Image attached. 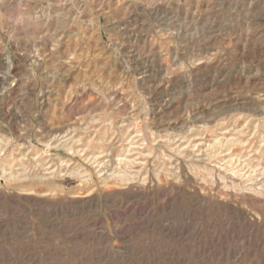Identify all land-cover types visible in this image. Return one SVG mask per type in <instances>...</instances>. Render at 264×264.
Here are the masks:
<instances>
[{"label":"rangeland","instance_id":"1","mask_svg":"<svg viewBox=\"0 0 264 264\" xmlns=\"http://www.w3.org/2000/svg\"><path fill=\"white\" fill-rule=\"evenodd\" d=\"M0 264H264V0H0Z\"/></svg>","mask_w":264,"mask_h":264},{"label":"bare ground","instance_id":"2","mask_svg":"<svg viewBox=\"0 0 264 264\" xmlns=\"http://www.w3.org/2000/svg\"><path fill=\"white\" fill-rule=\"evenodd\" d=\"M120 161H121V160H120ZM120 161H119V162H120ZM127 161H128V160H127ZM124 162H125V160H124ZM125 163H126V162H125ZM68 175H69V174H68ZM63 177H64V176H63ZM65 178H67V179H69V180L71 179L70 176H65ZM68 182H69V181H68Z\"/></svg>","mask_w":264,"mask_h":264}]
</instances>
